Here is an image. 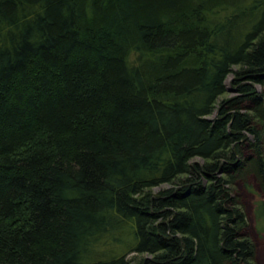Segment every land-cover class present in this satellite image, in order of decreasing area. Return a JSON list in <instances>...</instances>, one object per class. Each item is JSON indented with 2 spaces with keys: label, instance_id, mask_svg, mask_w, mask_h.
Segmentation results:
<instances>
[{
  "label": "trees",
  "instance_id": "trees-1",
  "mask_svg": "<svg viewBox=\"0 0 264 264\" xmlns=\"http://www.w3.org/2000/svg\"><path fill=\"white\" fill-rule=\"evenodd\" d=\"M252 182L264 0H0V264H259Z\"/></svg>",
  "mask_w": 264,
  "mask_h": 264
},
{
  "label": "rangeland",
  "instance_id": "rangeland-1",
  "mask_svg": "<svg viewBox=\"0 0 264 264\" xmlns=\"http://www.w3.org/2000/svg\"><path fill=\"white\" fill-rule=\"evenodd\" d=\"M232 82L233 75L230 74L226 79L227 95L235 93L234 91L229 90V88L232 86ZM157 189H159V187H157L156 190ZM239 189L249 217L247 232L256 242L259 264H264V227H259L256 215L257 203L260 199L264 200V195L254 182L248 186L241 183L239 185Z\"/></svg>",
  "mask_w": 264,
  "mask_h": 264
},
{
  "label": "bare ground",
  "instance_id": "bare-ground-1",
  "mask_svg": "<svg viewBox=\"0 0 264 264\" xmlns=\"http://www.w3.org/2000/svg\"><path fill=\"white\" fill-rule=\"evenodd\" d=\"M231 88V87H230ZM229 90H232V91H235V89L233 88V89H229Z\"/></svg>",
  "mask_w": 264,
  "mask_h": 264
},
{
  "label": "water",
  "instance_id": "water-1",
  "mask_svg": "<svg viewBox=\"0 0 264 264\" xmlns=\"http://www.w3.org/2000/svg\"><path fill=\"white\" fill-rule=\"evenodd\" d=\"M229 89H233V87H231V88H229ZM215 114H217V113H215Z\"/></svg>",
  "mask_w": 264,
  "mask_h": 264
}]
</instances>
